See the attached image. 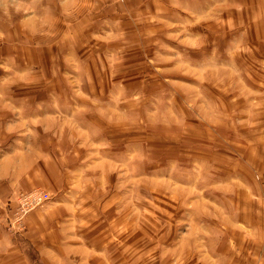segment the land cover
Segmentation results:
<instances>
[{
	"label": "rangeland",
	"instance_id": "1",
	"mask_svg": "<svg viewBox=\"0 0 264 264\" xmlns=\"http://www.w3.org/2000/svg\"><path fill=\"white\" fill-rule=\"evenodd\" d=\"M261 200L264 0H0V226L32 264L70 202L139 264H212L163 232L238 236Z\"/></svg>",
	"mask_w": 264,
	"mask_h": 264
},
{
	"label": "crops",
	"instance_id": "2",
	"mask_svg": "<svg viewBox=\"0 0 264 264\" xmlns=\"http://www.w3.org/2000/svg\"><path fill=\"white\" fill-rule=\"evenodd\" d=\"M72 193L75 195L76 191H69V195ZM81 194L82 193L79 194V197L85 196L84 194L81 196ZM2 198L6 200V197ZM260 202L259 221L255 222L252 218H250V221H247L248 218H245L242 223H234L235 226L238 224L242 226L240 228H234L240 230V232L234 234L238 236L213 238L210 242L209 240L208 242L206 240L202 242L199 241V239L197 241L185 240L182 236L172 239L173 237L165 236L166 233L164 231L163 239L160 241H163V243L175 241V243H177L175 245L180 247V253H175L176 249L174 251L175 254L173 253L172 255L177 257L185 255V251H188V249H186L187 246L209 245L207 250L197 251L199 256L195 257V260L203 261L207 258V252H210L209 259L212 264H264V200ZM76 203L77 201H74V205H72L70 202V215L67 216V220H64V222L60 221L59 213L55 212V222H57V224L55 226L54 222L52 223L54 231L52 239L47 238L45 241L38 239L37 241L39 243H34L35 246H42V248L38 250L39 255L35 260L38 264H139V250L138 248L135 251L133 249L140 245V237L137 236L134 238V236H132L133 238L125 239V241L124 238L122 239L121 237L111 238L106 236L107 229L101 236L95 237L100 231L96 229V231L93 232L87 225L88 223H91V225L93 224L89 219V214L91 213L89 212V202H81L83 203L81 205L82 208H77ZM52 207L56 209V205H52ZM52 207L50 208L52 209ZM45 208L49 207L47 206ZM1 209H3V211L6 210V206H3L2 201L0 203V211H2ZM55 209L52 210L55 211ZM38 211H41V209L35 211L30 216L28 222L29 227L39 224V227L42 228L44 216L42 212ZM252 211L254 210L251 207L249 212L251 213ZM94 214L95 213H91V216ZM153 215L155 224V213ZM45 223H48L47 219H45ZM163 224L166 229V221ZM137 228L139 229V227ZM154 228L155 227H153V230ZM61 229L63 231H68L67 234L63 233V239H61L60 236ZM131 229L134 228L132 227ZM200 230H203V227H201ZM156 240H158L156 237H149L147 239L148 245H154L153 249H147L148 252L155 250V245H161L157 243ZM17 245L16 240L12 239L11 235L7 234L0 226V264H32L31 260L33 262L34 259L25 256L23 252L20 251L21 248ZM127 246L132 251L131 254ZM125 247L127 248L125 249ZM166 262L167 260L164 261V264H166ZM151 264L156 263L153 261Z\"/></svg>",
	"mask_w": 264,
	"mask_h": 264
},
{
	"label": "built area",
	"instance_id": "3",
	"mask_svg": "<svg viewBox=\"0 0 264 264\" xmlns=\"http://www.w3.org/2000/svg\"><path fill=\"white\" fill-rule=\"evenodd\" d=\"M38 193V192H36ZM32 197V200H29V205L26 206L25 208L28 209L29 207H35L37 206L38 204H40L43 200L47 199L48 198V195L47 194H44V195H39V194H33L31 195Z\"/></svg>",
	"mask_w": 264,
	"mask_h": 264
}]
</instances>
